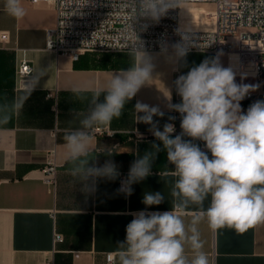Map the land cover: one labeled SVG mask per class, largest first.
Here are the masks:
<instances>
[{"label": "crops", "instance_id": "crops-1", "mask_svg": "<svg viewBox=\"0 0 264 264\" xmlns=\"http://www.w3.org/2000/svg\"><path fill=\"white\" fill-rule=\"evenodd\" d=\"M22 3L26 15L15 19L0 0V108L7 106L10 110L7 122L0 123V264H105L107 253L115 254L119 264L118 246L125 241L126 226L133 214L172 209L164 179H172L173 166L167 164L163 152L153 164L151 175L131 186L130 196L118 192L121 174L128 175L137 155L157 142L148 131L150 125L135 122L134 105L140 101L158 106L165 115L153 119L159 121L161 130L165 123L172 122L173 136L180 134L181 120H168L175 116L167 107L169 102H181L174 81L204 59L217 55L188 53L185 61L176 62L173 50L146 52L155 65V79L129 101L120 118L101 126H109L115 138L92 135L97 166L111 159L120 176L114 181L99 178L96 190L86 194L69 174L63 137L78 128L87 113V100L80 97L90 99L112 72L130 66L132 57L130 53L87 52L73 59L49 52L47 32L57 23L54 4ZM197 13L194 18L200 17ZM23 55L33 65V77L41 70L45 73L38 83L33 78L27 83L18 81L17 64ZM219 58L222 66L229 67L225 54ZM244 77L243 81L236 77V82L259 85L255 92L258 100H264V76ZM168 91L171 101L165 97ZM14 103L22 107L11 110ZM52 151L58 167L54 183L44 172ZM146 192H160L164 202L145 206L142 200ZM190 215L185 217L186 223ZM199 230L210 264H264V223L238 233L230 228L214 231L204 221ZM56 234L62 241L55 240ZM187 254L191 256L190 251Z\"/></svg>", "mask_w": 264, "mask_h": 264}, {"label": "clouds", "instance_id": "clouds-1", "mask_svg": "<svg viewBox=\"0 0 264 264\" xmlns=\"http://www.w3.org/2000/svg\"><path fill=\"white\" fill-rule=\"evenodd\" d=\"M184 3L185 0H121L119 6L129 9L132 17V63L112 72L90 99L80 97L87 100V113L79 127L63 137L69 174L75 184L81 185L82 192L93 193L99 178L114 181L120 176L111 159L97 166L96 155H92V131L120 118L129 101L155 79V65L143 51L133 23L138 18L158 22L169 10L181 8ZM4 9L15 19L26 15L22 0H4ZM180 35L181 41L172 46L176 62L185 61L191 47L188 35ZM220 55L204 59L174 81L181 102H169L167 107L180 114V134L173 136L172 122L165 123L161 130L159 121L153 119L165 115L158 106L140 101L134 105L135 122L150 125L148 131L157 142L137 155L118 192L130 196L131 186L151 175L153 164L163 152L167 164L173 166L172 179L163 178L172 209L133 214L126 226L125 241L118 246L119 264H210L199 230L202 222L206 221L214 231L230 228L238 233L264 223V100L253 102L246 112L242 110L240 102L259 85L237 83L236 72L222 66ZM43 75L41 70L32 78L38 83ZM244 78L242 75L241 80ZM165 97L171 101L169 91ZM19 107L22 104L14 103L11 110ZM9 111L7 106L0 108V123L7 122ZM175 119L168 117L169 121ZM196 141L203 142L204 148ZM164 199L160 192H146L142 203L150 207L160 205Z\"/></svg>", "mask_w": 264, "mask_h": 264}, {"label": "built area", "instance_id": "built-area-1", "mask_svg": "<svg viewBox=\"0 0 264 264\" xmlns=\"http://www.w3.org/2000/svg\"><path fill=\"white\" fill-rule=\"evenodd\" d=\"M28 1L31 4L50 1L55 6L57 23L47 32V51L73 59L87 52L130 53L135 39L130 31L132 17L129 9L119 6L121 0H88L86 4L85 0ZM208 5H212L213 12H208ZM184 7L202 13H197L199 18L182 22ZM133 28L145 52L173 50L172 46L181 41L180 33L184 32L191 41L188 53H222L236 77L264 76V0H185L181 8L169 10L158 22L138 18ZM16 74L20 83L30 82L33 77V65L25 55L17 64ZM258 98L257 92L249 93L240 102L242 108L247 110ZM175 117L181 120L177 112ZM92 135L112 138L115 132L106 126L96 128ZM196 143L204 148L203 142ZM57 169L52 151L44 169L50 183H54ZM126 178L127 173H122L121 182ZM62 239L60 234L55 235L56 241ZM105 264H117L115 254L107 253Z\"/></svg>", "mask_w": 264, "mask_h": 264}, {"label": "rangeland", "instance_id": "rangeland-1", "mask_svg": "<svg viewBox=\"0 0 264 264\" xmlns=\"http://www.w3.org/2000/svg\"><path fill=\"white\" fill-rule=\"evenodd\" d=\"M206 8H207L208 12H213V7L211 5L206 6ZM182 12L184 13V15H183V21L184 22H186V20H188L189 18H194V15H196V12L200 13V11L193 9V7H192V9H190V8L188 9V8L184 7ZM104 136H106V135H104ZM112 138H115V136Z\"/></svg>", "mask_w": 264, "mask_h": 264}, {"label": "bare ground", "instance_id": "bare-ground-1", "mask_svg": "<svg viewBox=\"0 0 264 264\" xmlns=\"http://www.w3.org/2000/svg\"><path fill=\"white\" fill-rule=\"evenodd\" d=\"M181 18H182V13H181Z\"/></svg>", "mask_w": 264, "mask_h": 264}]
</instances>
